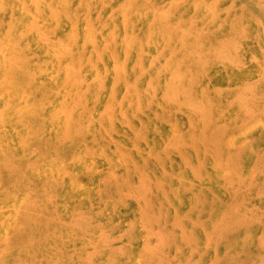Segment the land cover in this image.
Listing matches in <instances>:
<instances>
[{"label":"rangeland","instance_id":"obj_1","mask_svg":"<svg viewBox=\"0 0 264 264\" xmlns=\"http://www.w3.org/2000/svg\"><path fill=\"white\" fill-rule=\"evenodd\" d=\"M0 264H264V0H0Z\"/></svg>","mask_w":264,"mask_h":264},{"label":"bare ground","instance_id":"obj_2","mask_svg":"<svg viewBox=\"0 0 264 264\" xmlns=\"http://www.w3.org/2000/svg\"><path fill=\"white\" fill-rule=\"evenodd\" d=\"M98 77H99V75H98ZM82 83V82H81ZM186 234V233H185Z\"/></svg>","mask_w":264,"mask_h":264}]
</instances>
